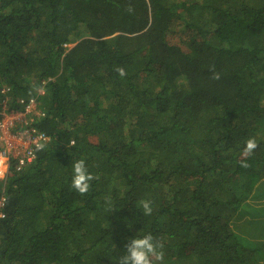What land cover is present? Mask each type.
<instances>
[{"label":"trees","instance_id":"trees-1","mask_svg":"<svg viewBox=\"0 0 264 264\" xmlns=\"http://www.w3.org/2000/svg\"><path fill=\"white\" fill-rule=\"evenodd\" d=\"M32 96L50 140L0 175V264H118L146 232L159 264H264L231 226L263 192L264 0H0V106Z\"/></svg>","mask_w":264,"mask_h":264},{"label":"built area","instance_id":"built-area-1","mask_svg":"<svg viewBox=\"0 0 264 264\" xmlns=\"http://www.w3.org/2000/svg\"><path fill=\"white\" fill-rule=\"evenodd\" d=\"M38 91L42 93V88ZM20 100L25 105L24 109H7L4 105L0 107V158L3 163L14 160L17 169L34 159L37 145L50 140L44 132L31 125V117L42 115L36 106V98L29 97L27 102ZM26 115L31 117L26 118ZM13 126L16 128L13 129Z\"/></svg>","mask_w":264,"mask_h":264},{"label":"clouds","instance_id":"clouds-1","mask_svg":"<svg viewBox=\"0 0 264 264\" xmlns=\"http://www.w3.org/2000/svg\"><path fill=\"white\" fill-rule=\"evenodd\" d=\"M118 71L121 76L124 75V69L121 68L118 69ZM40 147L41 145H37V148ZM254 147L255 143L253 141H249L247 144V148L250 150ZM12 164L15 167L14 160H9L8 162H5L6 171H8L10 165ZM72 167V187L80 193H85L89 189V181L91 179L85 161L77 160L73 163ZM15 169L19 170L16 167ZM139 205L142 208L143 214L145 216L151 214L152 206L150 200H141L139 202ZM163 258L164 257L163 252L161 250V245L150 232H146L142 236L132 237L127 240L125 250L118 259V264H159V262L163 261Z\"/></svg>","mask_w":264,"mask_h":264},{"label":"rangeland","instance_id":"rangeland-1","mask_svg":"<svg viewBox=\"0 0 264 264\" xmlns=\"http://www.w3.org/2000/svg\"><path fill=\"white\" fill-rule=\"evenodd\" d=\"M26 116H27L26 118H28L29 116L31 117V115L29 116L26 115ZM16 126H13V129L16 128ZM2 162L3 159L0 158V165H3ZM227 167L231 168L232 165H227ZM259 183L260 185H258ZM257 185L258 188L261 187V189H263V192L259 194L257 197L251 199L250 205L256 208L251 209V211L244 210L240 212V214H234L231 220V224H232L231 226L233 227L234 230L245 235L249 239L252 234V238L255 240V242L256 241L261 242L264 245V217L258 214V213L264 214V212H261L259 210V207L264 205V177L257 182ZM247 209H250V206ZM258 219H262V220L256 222L255 220ZM262 262H264V260H262Z\"/></svg>","mask_w":264,"mask_h":264},{"label":"crops","instance_id":"crops-1","mask_svg":"<svg viewBox=\"0 0 264 264\" xmlns=\"http://www.w3.org/2000/svg\"><path fill=\"white\" fill-rule=\"evenodd\" d=\"M3 163V162H2ZM7 171H6V166H5V162L3 163V165H0V175H6Z\"/></svg>","mask_w":264,"mask_h":264},{"label":"bare ground","instance_id":"bare-ground-1","mask_svg":"<svg viewBox=\"0 0 264 264\" xmlns=\"http://www.w3.org/2000/svg\"><path fill=\"white\" fill-rule=\"evenodd\" d=\"M1 157V156H0Z\"/></svg>","mask_w":264,"mask_h":264}]
</instances>
